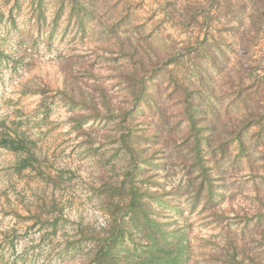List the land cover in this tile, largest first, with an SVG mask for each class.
I'll list each match as a JSON object with an SVG mask.
<instances>
[{"label":"rangeland","instance_id":"rangeland-1","mask_svg":"<svg viewBox=\"0 0 264 264\" xmlns=\"http://www.w3.org/2000/svg\"><path fill=\"white\" fill-rule=\"evenodd\" d=\"M0 10L6 50L19 60L2 66L0 130L35 140L42 161L39 169L20 173L21 155L0 147V264H85L82 253L65 252L63 240L79 221L105 225L108 213L94 193L97 160L103 152L118 166L122 160L108 142L96 141L90 153L87 138L113 130V124L89 120L85 131L78 129L74 117L81 107L68 104L60 91L65 78L87 68L93 72L82 81L104 82L113 102L123 105L127 90L120 71L135 64L124 51L130 46L147 60L177 59L171 64L174 82L159 68V90L173 114L185 97L184 83L208 94L220 127L239 125L245 114L261 120L246 133L251 161L232 163L236 144L227 155V200L213 211L185 203L181 221L197 264L224 244L230 230L239 244L262 246L264 0H0ZM47 172L60 176L56 187ZM54 194L57 204L40 206ZM36 213L43 223L36 222ZM56 218L60 226L52 234L47 221Z\"/></svg>","mask_w":264,"mask_h":264},{"label":"trees","instance_id":"trees-1","mask_svg":"<svg viewBox=\"0 0 264 264\" xmlns=\"http://www.w3.org/2000/svg\"><path fill=\"white\" fill-rule=\"evenodd\" d=\"M6 44L0 33V77L5 63L19 62L6 50ZM124 51L135 64L120 71V81L127 90L123 105L113 102L104 82L82 81L84 74L93 72L87 68L65 78L60 91L68 104L81 107L74 117L78 129L85 131L89 120L113 124V130L87 138L90 153L96 141L108 142L122 160L118 166L111 157H103L104 152L98 157L94 193L105 205L107 221L100 227L79 221L74 233L63 240L64 250L82 253L85 264H197L187 224L181 221L183 204L191 210L213 211L227 200L231 194L226 185L227 155L236 144L237 153L230 155L235 157L232 163L251 161L246 133L261 120L253 121L245 114L239 125L220 127V117L211 114L207 106L208 94L195 93L184 83L181 91L185 97L173 114L159 90V74L165 70L174 82L171 64L177 59L158 56L156 62L147 60L134 46L124 47ZM176 114L178 122L174 120ZM86 133L93 131L87 129ZM36 146L35 140L17 131L13 135L6 128L0 130V147L21 155L16 167L20 173L40 168ZM44 176L57 186L60 176L49 172ZM58 202L54 194L40 206ZM35 216L37 223L44 222L41 214ZM59 222L58 218L47 221L52 234ZM217 245L206 253L203 264H264V241L262 246L250 248L239 244L235 231L230 230L224 244Z\"/></svg>","mask_w":264,"mask_h":264}]
</instances>
